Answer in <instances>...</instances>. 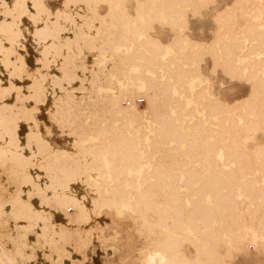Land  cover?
I'll return each mask as SVG.
<instances>
[{
	"label": "bare ground",
	"instance_id": "1",
	"mask_svg": "<svg viewBox=\"0 0 264 264\" xmlns=\"http://www.w3.org/2000/svg\"><path fill=\"white\" fill-rule=\"evenodd\" d=\"M1 1L0 5L3 7H0V16L10 19L0 21V70H7L14 75L23 68V60L19 58L15 62L11 55L18 54V48L24 46L20 41L19 23L23 15H30V19H34V23L38 25L34 28V37L37 35L35 38L45 49L41 52H44L42 55L47 62L43 63L63 62L61 68L64 73L61 78L37 75V81L27 92L21 94L20 99L17 98L15 104L1 102L3 97L5 99L16 89L14 85L11 88H3V97L0 93V167L7 168V175L12 179L14 186L16 185L15 191L11 192L10 187H13V184L8 183L9 179H6L8 188L0 181V264H20L22 259L19 258H24L23 262L35 260V256L30 255L31 252L27 254L25 251L29 247L41 250L43 246L37 247L38 242L44 247L48 246V250L50 249L53 255L58 254L60 258L67 253L69 257L67 246L74 249V244H81L80 249L79 246L75 247L77 250L73 251V255L89 264L84 250L88 244L81 243L82 235H86L82 226L90 227L91 213L97 216L103 207L130 209L129 214L138 223V229L146 239L145 245L140 248L141 258L138 257L142 260L141 264H229L227 259L232 256L231 248L235 246L239 251L243 250L245 240H251L264 249V186H261V182H264V144L256 145L253 150L246 145L254 131H264V30L259 28L261 24L257 27L250 21L247 29L239 31L240 36L258 42L250 47L249 54L241 53L243 45L234 41L236 34L230 33L228 28L223 32H216L217 36L209 44L190 41V37L180 33L174 35L176 37H173L172 46L176 48V54L170 63L166 64L168 67L165 68L168 69H163L170 73L176 67L172 77H169L171 73L166 76L167 71L158 73L162 66L160 60L155 62L156 57L165 53L164 46L151 39L137 40L132 53L119 52L115 64L110 61L115 66L113 69L121 72L122 76L112 69L111 74L119 75V82L124 76L130 82L123 83L124 86L120 88L116 85L118 94L108 96L101 95L97 90L90 93L86 90L91 96L84 106L80 100L83 98L81 97L80 101L76 98L73 82L81 80L84 83L88 80L93 85L100 78V73L105 78L109 75L106 79L108 85L109 81L112 82L108 72L107 77L102 75L100 70L90 71L86 75V69L83 71V67H80L81 71L73 64L76 54L79 57L83 55L82 53L80 56L79 53L84 47V40L89 41L82 37V34L90 32V17L87 16L89 20L88 24H85V14L80 16L81 19L86 18L84 23L75 26L72 36H67L68 28L63 27L67 22L62 23V27L59 25V28L57 23L60 22L56 21V17L60 13L57 18L62 16L64 20L69 19L72 21L70 23H74L75 21L69 18L72 12L69 13L68 9L56 11V23L48 21L53 15L47 17L48 9L46 10V5H42L40 0H14L12 8L6 7L5 0ZM99 1L107 2L109 6L106 18L111 22L110 25H132L138 20L149 22L151 17L170 18L173 25H178L174 27L178 28L177 31L182 24L177 21L188 14H185L184 8L192 6L189 5L190 0H135L137 14L133 18L126 9L127 0H64V4L68 8H90L99 4ZM201 1L204 5L211 0ZM190 10L192 14H197V11ZM222 12L220 11L221 16L219 14L217 17L220 21L221 17L228 18L227 22L230 18L234 20V16L231 17L233 12L230 14L227 8ZM94 15L97 16L94 20L104 18L97 12ZM149 23L132 25L131 33L121 31L122 28L120 32H109L108 37H112L98 47L100 54L112 52L113 48L123 44L116 43V38L121 37V41L127 40L131 43L129 41L137 39L138 34H148L147 31L152 29ZM172 23L169 26L173 28ZM183 24L186 25L187 22ZM100 25L103 26L102 23ZM110 25L109 27L112 26ZM227 38L233 40L225 41ZM48 40L50 41L47 42ZM112 40L115 44L111 43ZM184 41L190 44L186 55L180 51ZM90 42L92 45L91 40ZM124 45L128 44L125 42ZM141 49H146L148 53L150 50L155 59L147 58L149 60L145 62L148 64L141 61L137 63L138 59L143 62L146 58L142 56L144 58L140 59V55H143V52L139 51ZM138 52L141 53L139 56ZM251 53L258 55V58L243 59ZM206 54L214 57V68L220 67L228 76L252 82H249L251 89L245 100L228 104L221 101L218 95H214L209 86L201 90L191 89L190 78L196 73L200 78L203 76H200L198 66ZM99 60L101 61V58ZM136 63L143 64L155 75L144 73L127 76L130 66H137ZM172 65H175L174 68ZM144 67L140 70L146 69ZM214 68L213 71L216 70ZM76 71L84 72L83 77ZM3 82L4 79L0 75V88ZM96 86L98 88L101 84ZM80 87L82 88L83 84H80ZM50 92L56 96L51 108L53 115L58 119L62 131L70 134L73 151L52 145L38 133L39 126H36L35 122L37 120L32 119L26 106L28 100L45 103ZM124 97L129 100L130 105L121 108L119 104ZM141 97L147 100L144 108L136 104V100ZM19 101H25V105ZM104 106L112 107L115 118L122 116L121 119L128 121L122 120L121 123L126 124L116 128V118V126L112 128L110 125L113 131L110 132L111 138L108 135V125L111 122L99 119L105 114ZM90 116L97 117V121L96 118L95 121H92L93 118L90 121ZM20 119L27 122L30 128L26 142L21 141L17 132ZM118 121L120 122V119ZM104 122L108 123V128ZM193 136L200 138V147L193 144ZM109 178L112 180H108ZM4 183L7 184L5 181ZM80 193L83 194L82 197L79 196ZM33 196H36L35 200ZM188 203H191V207L187 206ZM70 208L73 213L69 212ZM50 209L53 211L50 212ZM57 211L63 213L65 225H60L55 220ZM151 214L157 215L156 221L149 219ZM101 231L102 228L98 226L97 235H101ZM33 235L35 238L31 239L30 236ZM156 235H160L159 241L155 239ZM183 238L190 239L196 246V256L193 259L187 257L181 249ZM86 239L85 242H88ZM221 243L226 245V253L219 250ZM44 255L47 258L46 254ZM58 259L59 262L55 264H63Z\"/></svg>",
	"mask_w": 264,
	"mask_h": 264
},
{
	"label": "rangeland",
	"instance_id": "2",
	"mask_svg": "<svg viewBox=\"0 0 264 264\" xmlns=\"http://www.w3.org/2000/svg\"><path fill=\"white\" fill-rule=\"evenodd\" d=\"M40 1L42 2V5L43 4L46 5L45 6L46 10L48 9L47 17L49 15H53L52 16L53 19L49 18L48 21L56 22L59 20L58 22H60V23L56 22L58 24L57 27H59V25H60V27H62L61 24L62 23L64 24L65 22H67V23H65V26H63V27H65L64 29L68 28V29H66L67 30L66 31L67 36H72V34L74 33V32L72 33V31H74L73 29H75L79 25H82V23H84V20L87 18V16L90 17L91 23H90V21H88L89 24L87 23V20H89V17L85 20L86 21L85 24H88L91 27L89 30L90 32H86L85 34H82L83 35L82 37L89 39V41L84 40V42H83L84 43V47H83L84 50L82 49L83 51L81 50V52H80L81 54L79 53L80 56L82 55V53H83V55L81 57H79L76 54L75 55L76 58L73 59L74 60L73 64H75V67H77V69L80 67H83L82 68L83 71H86V70L88 71V72H85L86 75H88L90 73V71L100 70L103 72L102 75H106V77H107L108 74H111L110 70L112 69L113 72H115V73L117 72V73H119V75L121 74L120 76H122L121 72H118V70L115 71V69H113V68H115L114 62H116L118 60V59L116 60L115 58H117V54H119V52H121V53L126 52L125 54L132 53L134 51L132 49L135 48L134 44L136 42H138L139 40L142 41V40L151 39L154 41H159L164 46L165 50H163V51L165 53L163 54V56L161 55L159 57H156V61H155V62H157V60L158 61L160 60L159 63H161L160 65L162 66V68L160 67L158 69V73L162 74V73H165L167 71V70L166 71L163 70L165 67H168L166 64H168V62L170 60H172L176 54V48L172 46V42H173L172 40H174V38L177 35H180V34L186 35V36H188V38L190 37L189 38L190 41H194V42L199 41L198 43H200V44H202V43L209 44L217 36L218 33L223 32L225 29L228 28V31H230V33L236 34V35H234L236 37L233 38L234 41L236 43L243 45V48L241 49V53L243 54V53L248 52L250 47L252 45L257 44L258 42L256 40H254V42H253V41H251V39L249 40L245 36H240L239 31L241 29H247L246 27H247V25L250 24V21L252 24L254 23V25L257 27H259L261 24V26L259 28H262L264 30V0H246V1L243 0V2H242V0H211L210 3L207 2L208 4H206V3L204 4L206 6H204L202 4L203 1H201V0H190L189 3L190 2L191 3L189 5H192V6L184 8L185 14L188 13V14H186L187 16L185 15L187 18L184 16V17L180 18L181 20L177 21L178 24L182 23L181 24L182 26L179 25L180 26L179 31H177L178 28H174V27H177L178 25H173L171 19L168 16H167V18H169V19H165V18L161 19V18L154 17L155 20H153L154 18L151 17V18H149L150 23L142 21V20H138L139 22L136 21L135 23L131 22L132 25H136V26L139 23H140V25H144V23L145 24L149 23L148 25L150 27L152 26V29L147 31V32H149L148 34H145V33L138 34L137 39L134 38L135 42L132 40L134 43L132 41H129L131 43H128L127 40L121 41V40H123V38H121V37H120L121 39L116 38L115 40H118L116 43H123L122 44L123 46L120 45L121 47L118 46L117 48H113L114 50L112 49L113 50L112 52L110 51L108 53H105V55H104V54H100V49L98 47L101 45V43H103V41L108 40V38L110 37V36L108 37V35H110L109 32L111 33V32L117 31V30L120 32L121 28H122L121 31H125L126 33L132 32V30L130 29L132 27V25L130 23L124 24L125 26H121L123 24L120 25V23L119 24L117 23L118 26H116L117 24H115V25L111 24L112 26L109 24L111 22H109L108 19L106 18V16L108 15V11H109L108 10L109 6H108L107 2H104V1L100 2L99 1V4L97 3L96 6H93L90 8L78 7L79 8L78 9V8H73V7H69V8L65 7L64 0H40ZM5 2H6V4H5L6 7H8V6H9L8 8L13 7L14 0H5ZM199 3L202 4V5L200 4L202 7L199 5ZM0 4H2L1 0H0ZM125 5H126V9H128L127 11L129 12V15L134 18L137 14L136 10H135L136 9L135 0H127ZM0 7H3V6L0 5ZM80 8H81V10H80ZM224 8L225 9L227 8V11L229 10L230 14L233 12V15H231V17L234 16L233 21L231 20L233 18H230L229 22H227L228 18H225V17L222 18L221 17V21L219 20L220 18L219 19L217 18L218 15L220 14V11L222 12L225 10ZM65 9H68L69 13L72 12L69 14L70 16L72 15L69 18H71L73 21H75L74 22L75 24L70 23L72 21H69V19L64 20L62 16L60 17V19L57 18L60 13L57 15V17L55 16V14L58 13L56 11H59V10L64 11ZM190 9H192V11L193 10L197 11V14L195 12H193V14H192ZM231 10H233V11L231 12ZM95 12H97L98 15L100 14V17L104 16V18H103L104 20L99 19V18H98V20H100V22L97 19L94 20V17H95L94 13ZM194 13H195V15H194ZM76 14H78V15H76ZM83 15L86 18L83 17L84 19L83 18L81 19V17ZM219 16H221V14ZM55 17H56V21H55ZM9 19H10L9 17L6 18L3 15L0 16V21L9 20ZM217 19L219 20V22ZM248 19H249V21H248ZM33 20L34 19H30V15H27V16L23 15V17L21 18L20 23L22 25L19 23V29L21 32L20 41H22L24 46H20L18 48V51H19L18 54L13 53L11 55V59L15 62L19 58H21L23 60V63H24L23 68L21 69V71L19 70L18 72H15L14 75L10 74L7 70H4V69L0 70V75L4 79V82L1 84L2 87L0 88V93H2V97H3L2 91L4 90L3 89L4 87L7 89V88H11V86L14 85L16 88L14 91L9 93L8 97H6L5 99L3 97L1 102L7 101V103H9V104H15L17 102V98L20 99L21 94L24 92H27L28 88L33 83H35V81H37V78H38L37 75L45 74L44 76H46V77H52V75H53V77L61 78L63 73H64L62 68H61L63 66V62H56L57 64L56 63L54 64L51 62H50L51 64L43 63V61L44 62L46 61V59L44 60V58H43L45 56L42 55L44 52H41V51H43L44 47L41 46V44L38 42L37 38H35V37H37V35L34 37V35H35L34 28H37L38 25L35 24L34 23L35 20L34 21ZM102 20L104 23L101 22ZM156 20H158V21H156ZM169 21L172 23L174 29L172 28V26L171 27L169 26V25H171V23L169 24ZM182 21H184L185 24L187 22V24H186L187 27H186V25L183 24L184 22H182ZM230 21H232V22H230ZM101 23L103 24V26H102L103 28L100 25ZM90 24H92V25H90ZM98 25H99V27L102 28V29L100 28L102 30V32L100 29H96V28H99ZM109 25L111 27H109ZM226 25L227 26L229 25V26L227 27ZM184 26L186 28H183ZM107 27H109L108 30L106 29ZM92 28H94V29H92ZM61 29H63V28H61ZM217 29H219V30H217ZM231 31H233V32H231ZM216 32H218V33L216 34ZM94 33L97 35H95ZM147 35L150 37H148ZM174 35H176V36H174ZM97 38H98V40H97ZM188 38H187V40L189 41ZM231 38H227V39H225V41L228 39H230L232 41L233 39H231ZM90 40L92 41V45H91ZM93 40H95V41H93ZM99 40H101V41L98 42ZM49 41L50 40H48L47 42H49ZM36 42H38V43H36ZM125 42H126V44H128L127 46L124 45ZM185 42L186 41H184V45L180 50L183 53V55L188 54L187 52H189V48H190L189 42H186V43ZM111 43L115 44V41L112 40ZM38 44H40V45H38ZM139 51H141V53L143 52V55H140V59L142 56H144L146 58L143 62H142V59L141 60L138 59L137 63H139L140 61H141V63H146L145 61L149 60L147 58H152V57L154 58L155 57L152 54H150L151 53L150 50H149V53H148V51H146V49H145V51H144V49H141ZM139 53L140 52H138V54H137L138 56H139ZM248 54H249V52H248ZM210 55L211 54H206L205 56H203L201 59V62L199 63L200 66H198V67L200 68L199 69L200 73H201L200 76L203 75L202 78L198 77L197 73L195 74V76L190 78V85L192 86L191 89L192 90H201L205 86H209V87H211V92L214 95H216V96L218 95L217 97L221 101L228 103V104H234V103L245 100L246 96L248 95V93L251 89L250 85L252 84V82L251 81L247 82L246 79L240 80L239 78H233L231 76H228V74H226L223 71V69L220 67L214 68V66H215L214 61H213L214 57L212 58V56H210ZM148 56H150V57H148ZM144 57H142V58H144ZM245 57L243 58L244 60L245 59L246 60H256L258 58V55L251 53L250 55H247ZM100 58H101V61L99 60ZM59 59L57 58L58 61H61V59L60 60ZM202 60H203V62H202ZM110 61H113L114 64H112ZM98 62L99 63L101 62V63L99 64ZM109 62H110V64H108ZM60 63H62V64L60 65ZM137 63H136V65H137ZM45 64H47V66ZM106 64H108V65L106 66ZM146 64H148V63H146ZM138 65L137 66H135V65L130 66V68L128 70L129 72H127V76L128 75H129V77H131V75L137 76V75L144 74V73L145 74H154V73H150L152 70H149L148 68L144 67L143 64H140L139 66ZM141 65H143V67L146 68V69H144L146 72H144V70H142L143 72L140 70L143 68ZM44 66L46 68H44ZM145 66H147V65H145ZM173 66H175V65H172V67ZM140 67H142V68H140ZM184 67L187 68L188 66L184 65ZM40 68L43 71L40 70ZM213 68L216 70L213 71ZM165 69H168V68H165ZM175 69H176V67H175ZM38 70H39V72H38ZM80 70H81V68H80ZM174 70H172L173 73L171 70H169V71H171L170 72L171 75H169L170 73H168V71H167L165 73L166 76L168 77V75H169V77L170 76L172 77V74L173 75L175 74ZM81 71H76V72L78 74L81 73L79 75H80V77H83L82 74L84 72H81ZM163 71H165V72H163ZM107 72H108V74H107ZM158 73H157V75H158ZM115 75L116 74H114V73H112L110 75L112 82L109 81V85H108V81L106 80L109 78V75L107 78H105V77L101 76V73L99 75L100 78H98L97 81L94 82V84H93L94 86L88 80H86V82H84L85 84L82 83L81 80H76L75 82H73V85L75 87V90H77V91L74 90L77 100H79L82 97L83 99H80V100L83 101L82 103L85 106L87 104V103L84 104L85 101L90 100L89 97L91 95L89 93L93 92L94 90H97L101 95H105V96L118 94L119 91L117 88L118 87L120 88V86L121 87L124 86L123 83L130 82V80L125 79L126 77L124 76V79L121 82H119L118 78L120 76L119 75L115 76ZM167 77H165V78H167ZM121 79H122V77L120 78V80ZM204 79H206V80H204ZM173 80H175V77L173 78ZM106 81H107V83H106ZM200 82H202V83H200ZM249 82H251V84ZM47 83L48 84L50 83L49 79H47ZM104 83H106V84H104ZM113 83H115V85H112ZM80 84H83V87H82L83 90L80 87ZM99 84H101V86H100L101 88L98 87L99 88L98 89L96 85H99ZM110 85H112L113 87L112 86L109 87ZM116 85H118V87ZM49 86H51V84ZM102 86H105V88ZM78 87H80L81 89L78 90L79 89ZM110 88H112V89H110ZM114 88L117 89V91H115ZM53 96H54L53 93H51V94L48 93L47 94V100H45L46 102L44 101L45 103H42L43 101L42 102L41 101L36 102L35 100H28V102H26V106L29 109V113L31 112L30 115H32V119L37 120L35 122H36V126H39L38 127V133H40L44 138L48 139L52 145H54L58 148H65V149L67 148L70 151H73V145H72V141L70 139L71 137L69 136L70 134L68 135L67 134L68 132L62 131L61 127H59L58 119L56 118V116L53 115L51 108L53 106L52 104L55 102L54 99H56V96H54V97ZM0 97H1V94H0ZM126 99L127 98L124 97L120 101L121 103L119 105L122 106V107L120 106L121 108H126L130 105L129 100H126ZM138 100H141V102H138ZM38 102H41V103H38ZM19 103L25 105V101L24 102L19 101ZM146 103H147V100L145 97H141V98H138L136 100V104L140 108H144L146 106ZM103 110L105 111V114L102 118L100 117L99 119H101L100 121L108 120L107 121L108 123L111 122L108 125L109 128L107 127L108 123L104 122L105 126L108 129L111 128L110 125L112 126V128H113V126H116V123H117L116 128L120 127L121 125L123 126L124 124H126V123H124V124L121 123V122H123L122 120H126V119H121L122 116H116L117 122L114 123L116 121L115 120L116 118L114 116V112H113L112 107L104 106ZM48 111H50V112H48ZM51 115H53L56 119H54V117L52 118ZM35 117H36V119H35ZM90 117H91L90 121L92 120V118H93L92 121H95L94 120L95 118L97 121V117H95V116H90ZM104 118H105V120H104ZM119 119H120V122L118 121ZM55 120H57L56 121L57 123L55 122ZM126 122H128V121L126 120ZM112 124H115V125H112ZM29 130H30V128H29L28 123L24 122L23 120L20 119L18 122L17 132L19 133V135L21 137V141L26 142V135L28 134ZM110 130H109V132L108 131L107 132L111 138L112 134L110 132L113 133V131L112 130L110 131ZM192 138H193L192 139L193 144L196 145L197 147H200V144H201L200 138H197L195 136H193ZM24 142H22V143H24ZM261 144H264V131L258 129L256 131H254L253 136L246 141V145L250 149L253 150V148H255L256 145H261ZM2 167H0L1 168L0 169V174H1L0 181H1V183H3L5 185L4 187H7L9 182L11 185L13 184V187L11 186L12 188L9 185L11 192H13V190L15 191L16 185L14 186L12 179L9 178V176L7 175V172H8L7 168L5 166H2ZM6 179L11 180L12 183L9 180L7 183ZM108 180H112V179L109 178ZM137 180H141V178H137ZM4 181L7 184H5ZM261 184H262L261 186H264V182H261ZM17 188H18V186L16 187V189ZM2 191L5 192L4 190H2ZM79 196L82 197L83 194L80 193ZM33 198L35 200L36 196H33ZM187 206L191 207V203H188ZM91 207H92V205L90 204V206H89L90 210H91ZM121 209L122 208L116 209V208L103 207L101 209L100 214H98L97 216H95L96 214L91 213L92 218H90V222L91 221L92 222H91L90 227H89V225H83L82 226V228L86 231L87 236L85 234L82 235V238H81L82 242L81 243L82 244L85 243L86 245L88 244L87 246L85 245L87 249H84V250H85V253L89 259V264H141L142 263L141 262L142 260L140 259L141 255H142L140 253V250H141L140 248H143V246L145 245V240H146L145 236L139 231L138 223H136L132 219V216L129 214L130 209L129 208H127L128 210L127 209L125 210L124 208L122 210ZM51 211H53V210L50 209V212ZM69 212L73 213V209L70 208ZM56 213L57 214H55V220L60 225H65L66 219H65L63 213L61 211L60 212L57 211ZM149 219L156 221L157 215L151 214L149 216ZM11 222H9V223H11ZM134 223L137 224V226ZM9 226H10V228H12L11 225H9ZM98 226L102 228L101 235H97ZM90 229H92V230H90ZM87 230H89L91 235H89L90 233L87 234ZM33 237L35 238L34 235L30 236L31 239H34ZM87 237H88V239H86ZM155 237L154 238L157 241L160 240V235H158V236L156 235ZM85 239L88 240V242L87 241L85 242ZM39 243L40 242H38L36 244V241H35L36 246L38 245L39 248H41L42 246L44 247V245L42 243H40V244ZM78 244H80V242ZM40 245H42V246L40 247ZM74 245H73L74 249H72V247H68V246L66 248V250L68 252H70L69 257H68V253L64 257L62 255V258H60V256L58 254H57L58 257L55 254L53 255L52 254L53 252L51 253V250L50 249L48 250V246L47 247L45 246L46 248L42 247V249L39 251H38V248L29 247L28 248L29 250L27 249L25 252H27V254H30V252H31L30 255H33V257L35 256L34 257L35 260L37 259L36 261L33 259L34 262L29 260L30 264H55V263L59 262V261H57L58 258H60L58 260H61L63 264H72V263H74V264H78V263L86 264L83 262V260L81 258L73 255L74 254L73 251H75V249H76L75 247L79 246L78 249H80L81 244L80 245L74 244ZM85 246H83V247H85ZM243 246H244V249L243 250L240 249L241 251H239V249H237L235 246L234 247L236 248V250L234 247L231 248L233 251L232 256H231V258L228 257V259H227V262L229 264H264V249L259 244H256L251 240L250 241L245 240V242L243 243ZM218 247H219V250L221 252H223V253L227 252V247L224 243H221ZM32 249L33 250L35 249L36 253H32V252H35V251H32ZM181 249L183 250V253L187 257H189L190 259H193L196 256V246L188 238H183L181 240ZM44 254H46L47 258H45ZM70 254H72V255H70ZM52 255H53V257H52ZM36 256L38 258H36ZM138 257H140V258H138ZM19 259H22V261H21L22 264H24V263L29 264L28 260L23 262V260H25L24 258H19ZM19 259H18V261H20ZM47 259H49V260H47ZM75 260H77V262H75Z\"/></svg>",
	"mask_w": 264,
	"mask_h": 264
},
{
	"label": "built area",
	"instance_id": "3",
	"mask_svg": "<svg viewBox=\"0 0 264 264\" xmlns=\"http://www.w3.org/2000/svg\"><path fill=\"white\" fill-rule=\"evenodd\" d=\"M138 102H141V100H138Z\"/></svg>",
	"mask_w": 264,
	"mask_h": 264
}]
</instances>
